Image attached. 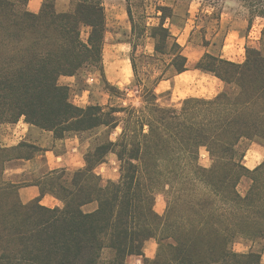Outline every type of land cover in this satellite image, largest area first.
<instances>
[{
	"label": "trees",
	"instance_id": "16d2710c",
	"mask_svg": "<svg viewBox=\"0 0 264 264\" xmlns=\"http://www.w3.org/2000/svg\"><path fill=\"white\" fill-rule=\"evenodd\" d=\"M56 1L42 0L32 12L29 0H0V123L23 117L57 138L93 136L94 145L85 167L32 181L61 208L19 201L17 184L3 179L6 163L39 149L0 145V264H127L130 256H143V264H264L258 251L233 249L238 239L264 241V160L248 169L240 147L244 140L264 144V23L259 46L245 45L244 61L205 52L194 64L224 83L219 93L161 106L158 84L189 70L171 26H185L191 0H118L130 25L132 79L125 89L104 76L105 0H70L61 11ZM236 1L248 30L256 18L264 21V0ZM82 27L89 28L86 39ZM146 39L152 50H139ZM91 70L111 102L76 106L59 78ZM129 90L136 104L126 103ZM201 148L208 168L199 164ZM110 153L119 178L104 181L94 169ZM243 178L249 183L241 193ZM160 190L167 197L163 214L154 209ZM91 204L92 211L84 209ZM150 238L158 245L153 259L142 249Z\"/></svg>",
	"mask_w": 264,
	"mask_h": 264
},
{
	"label": "crops",
	"instance_id": "0c3cea01",
	"mask_svg": "<svg viewBox=\"0 0 264 264\" xmlns=\"http://www.w3.org/2000/svg\"><path fill=\"white\" fill-rule=\"evenodd\" d=\"M31 1L32 0H29L28 2V9L32 12H37L40 8L42 0H40L39 7L37 9L36 4L35 7L30 5ZM56 7L60 11L65 10L64 1L61 0L58 2L57 0ZM222 18L223 16H221V19L219 21L220 23L223 22ZM261 21L262 22L260 28L257 30V32H255L256 34L254 35L252 34L254 24L248 30V23L246 19H244L243 21V26L230 28L227 31L224 42L227 43L230 48H232L231 53H233L234 50L236 51V48L240 49V45H242L244 51L245 45H251L255 47L259 46L260 31L264 23L263 19H261ZM104 46L105 43L103 47ZM205 52L210 51L204 50L203 54ZM219 56L224 59H228L230 61L238 63L244 61L245 58L244 53L242 54V56L239 55L238 59L236 55L227 58L226 54H224V50ZM118 63V60L113 63V68L111 70L112 80H110L107 76L104 60L103 70L106 80L110 84L120 88V78L122 77L119 75ZM190 71L193 73H202V75L210 77L212 81V84L210 85L209 89L210 92L213 94L202 97L211 98L224 88V83L220 79L209 73H204L198 69H194V66L192 70L189 69L183 73L172 77L171 79L161 81L158 86L165 81H174L176 77H180ZM89 74L90 76L87 77V82L91 83L98 81V76L92 73ZM80 75L83 76L82 73ZM78 82L79 76H60L59 78V83L68 86L69 91L74 93V97L77 99V102L75 100L73 102L71 101L74 105L79 107H85L89 104L97 103L100 105H105L111 102L110 96L106 91L105 95H107V100L104 101V99L102 100L101 98V100L99 99L98 102L92 101L93 97L91 95L90 89L88 87H79ZM118 132L119 128H117V130H115V132L111 134L110 137L112 140L115 139V136L118 134ZM99 133L100 132L98 130L96 135H99ZM23 142L35 145L39 150L29 157L13 158L8 161L4 169L3 179L7 182L17 184V196L22 204H30L34 201H38L40 205L45 206L47 208H61L63 206V202L60 199L49 193L41 194L39 186L33 183L32 181L44 176V174H47L48 172L54 169H65L67 171H75L85 167V155L88 150L94 145L93 136L86 137L85 134L78 135L74 132H67L64 134L63 137L57 138L53 131L43 129L39 126L28 123L24 120L23 117L19 118V120L13 123H0L1 146L8 148L18 147ZM20 150L22 153L25 152L24 148H21ZM263 160L264 144L257 141H252L245 151L242 160L243 165L246 166L248 169H254ZM94 171L104 181L117 180L119 178V161L116 155L113 153L108 154L105 159V162L96 166ZM25 181L31 183L20 184L21 182ZM94 208L95 204L87 205L84 207V209L87 211H92ZM157 212L161 213L158 210ZM157 247L158 245L154 238L146 240L142 248L144 257L153 259L156 256ZM142 259L143 256H130L127 258V264H143Z\"/></svg>",
	"mask_w": 264,
	"mask_h": 264
},
{
	"label": "rangeland",
	"instance_id": "374dc122",
	"mask_svg": "<svg viewBox=\"0 0 264 264\" xmlns=\"http://www.w3.org/2000/svg\"><path fill=\"white\" fill-rule=\"evenodd\" d=\"M61 0H58V2ZM65 8L70 7V0H63ZM40 0H32L30 5L36 9L39 7ZM209 3H212L211 6ZM105 14L107 20V32L106 39L104 41L102 59L104 60L107 76L110 80L111 70L113 63L116 60L119 61L118 69L120 78V89H125V86L130 82L132 78V71L129 63L130 45L128 39L130 36V25L127 21L125 7L123 2L118 0H105L104 2ZM188 7V20L183 28H177L171 26L172 33L176 36L178 42L183 46V52L188 58L189 69L192 70L196 61L202 56L204 50H209L215 55H220L223 50L226 57H232L236 55L237 59L239 55L245 54L242 45L240 49L236 48L231 53L230 46L224 42L225 35L230 28L243 26V21L246 17L244 9L240 6L236 0H191ZM190 8V11H189ZM59 10V9H58ZM184 10H180V14H183ZM221 13L223 16V22H218L217 16ZM261 19L256 18L254 21L253 35L256 34L260 28ZM89 28L82 27L81 37L86 39ZM202 37L209 40V44L203 43ZM152 41L146 39L143 47L139 50L151 51ZM206 45V46H204ZM225 45V46H224ZM245 47V46H244ZM92 73L99 77L98 81L87 82V77ZM83 76H79V87H88L93 97L92 101H99V99L107 100L105 95L104 83L98 74L94 70L84 71ZM114 74V73H113ZM126 84V85H125ZM212 81L210 77L202 75V73L187 72L180 77H176L174 81L162 82L156 92L158 94L157 101L161 106L178 107L183 99L190 96L202 97L211 95L210 85ZM70 101H76L74 93L69 91ZM126 103H137L134 93L129 90L126 96ZM77 102V101H76ZM252 141H242L240 144L241 149H247ZM199 164L203 167H210L211 159L209 153L205 148H201L199 151ZM249 180L243 178L238 189L241 193H244ZM167 197L162 190L158 191L155 195L154 209L160 211L163 214L166 208ZM233 249L236 252L246 253L249 250L258 251L261 254V262L264 263V241L256 240L255 242L244 241L238 239L233 244Z\"/></svg>",
	"mask_w": 264,
	"mask_h": 264
}]
</instances>
